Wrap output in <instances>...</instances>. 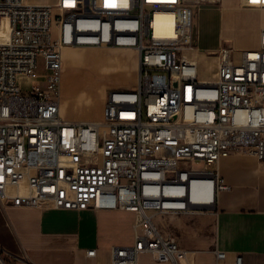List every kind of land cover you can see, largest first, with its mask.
<instances>
[{
  "label": "built area",
  "instance_id": "obj_1",
  "mask_svg": "<svg viewBox=\"0 0 264 264\" xmlns=\"http://www.w3.org/2000/svg\"><path fill=\"white\" fill-rule=\"evenodd\" d=\"M215 3L0 0V31L9 22L8 33L0 32V207L135 212V243L113 248L111 264H140L144 254L187 264V252L147 213L211 207L228 189L217 170L223 158L264 161V30L258 50L215 52L217 81L201 83L192 58L195 9ZM243 5L264 8V0ZM157 13L172 15V35L155 33ZM65 47L136 49L138 88L112 91L99 122L66 121ZM203 180L211 181L212 202L190 205L193 183ZM0 264L32 263L0 247Z\"/></svg>",
  "mask_w": 264,
  "mask_h": 264
},
{
  "label": "crops",
  "instance_id": "obj_2",
  "mask_svg": "<svg viewBox=\"0 0 264 264\" xmlns=\"http://www.w3.org/2000/svg\"><path fill=\"white\" fill-rule=\"evenodd\" d=\"M28 1L46 5L57 2ZM196 11L200 12L197 26L194 24V44L197 43L198 51L217 52L224 46L236 51L260 48L264 8L245 7L243 0H219V3L196 8L195 16ZM237 23L245 25L250 33L238 42L226 37V32L238 30ZM218 25L219 33L213 34L211 30ZM0 32L8 33V20L3 21ZM88 48L93 47L64 48V66L88 50L98 52L104 60L101 71L110 73L102 74L106 80L102 85L104 100L111 90L138 88L139 53L136 49ZM197 53L192 54L193 59ZM117 64L126 67H116ZM115 74L121 77L110 84L108 80ZM60 107L61 116L68 122H99L80 119L72 112L70 101L61 99ZM217 170L228 189L218 192L214 205L207 210L148 212L147 215L163 236L174 239L187 252V264H232L237 255L242 257L243 264H264V161L253 155H233L223 158ZM140 220L138 213L123 210L0 207V247L10 255L25 257L32 264H111L113 248L134 245L136 224ZM91 250H95V256L88 255ZM217 251L225 252L226 259L218 260ZM139 263L173 264L158 262L147 254L140 257Z\"/></svg>",
  "mask_w": 264,
  "mask_h": 264
},
{
  "label": "rangeland",
  "instance_id": "obj_3",
  "mask_svg": "<svg viewBox=\"0 0 264 264\" xmlns=\"http://www.w3.org/2000/svg\"><path fill=\"white\" fill-rule=\"evenodd\" d=\"M35 2H39L41 0H32ZM55 1V0H50ZM197 12V11H196ZM200 12H197L195 16V25L197 26L199 20ZM238 24V30L233 33L226 32V37H232L237 42L246 38L250 33L246 31L245 25L244 27ZM213 34L219 33V25L211 30ZM247 34V35H246ZM245 36V37H244ZM240 47V44L237 43ZM197 43H195V47ZM88 49H95L88 48ZM196 57L193 61L198 65L199 72V80L214 82L217 79L216 74L218 73L219 68V59L218 55L215 52H200L196 50ZM120 59V58H119ZM115 62V61H114ZM121 62V59L120 61ZM104 60L98 56V52L88 50L87 53L83 54L82 57L77 60L71 61L68 65L64 66V82L62 84V101H70L71 109L76 115L80 117V119H89V120H103L104 118V110L106 107L108 95L112 92L109 91L106 99L104 100V91L102 85L106 81L103 80L102 74H110L104 73L101 71ZM68 67V68H67ZM116 67H126L123 65H116ZM67 68V69H66ZM121 75L115 74L111 78H109L110 84H114L116 78H120ZM108 84V82L106 83ZM143 119H146L145 109L143 111ZM194 167L201 168L199 165H193ZM9 263L8 260H6Z\"/></svg>",
  "mask_w": 264,
  "mask_h": 264
},
{
  "label": "bare ground",
  "instance_id": "obj_4",
  "mask_svg": "<svg viewBox=\"0 0 264 264\" xmlns=\"http://www.w3.org/2000/svg\"><path fill=\"white\" fill-rule=\"evenodd\" d=\"M106 2L113 3L116 6H126L127 5V0H105V3ZM172 21H173V17L171 14L157 13L156 19H155V25H156L155 33L158 35H162V36L172 35L173 33ZM216 81L214 82L200 81V82L201 83H215ZM212 198H213L212 185H211V181H208V180L196 181L195 183H193L191 190L188 193V199L190 201V205H197V206L206 205L212 202ZM182 204H183V201H179L178 205H182Z\"/></svg>",
  "mask_w": 264,
  "mask_h": 264
},
{
  "label": "water",
  "instance_id": "obj_5",
  "mask_svg": "<svg viewBox=\"0 0 264 264\" xmlns=\"http://www.w3.org/2000/svg\"><path fill=\"white\" fill-rule=\"evenodd\" d=\"M196 209H198V210H207L208 208L207 207H197Z\"/></svg>",
  "mask_w": 264,
  "mask_h": 264
}]
</instances>
